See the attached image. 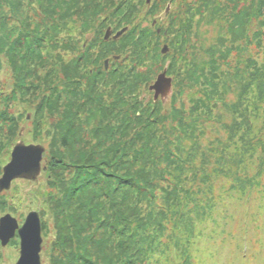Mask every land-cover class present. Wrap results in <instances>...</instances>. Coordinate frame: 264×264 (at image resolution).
Here are the masks:
<instances>
[{
  "label": "trees",
  "instance_id": "obj_1",
  "mask_svg": "<svg viewBox=\"0 0 264 264\" xmlns=\"http://www.w3.org/2000/svg\"><path fill=\"white\" fill-rule=\"evenodd\" d=\"M110 25L128 30L105 40ZM166 64L173 91L155 101ZM4 67L0 174L31 142L14 100L47 144L44 264H216L223 242H240L227 264H264L247 239L261 230L264 247V0H0Z\"/></svg>",
  "mask_w": 264,
  "mask_h": 264
},
{
  "label": "water",
  "instance_id": "obj_2",
  "mask_svg": "<svg viewBox=\"0 0 264 264\" xmlns=\"http://www.w3.org/2000/svg\"><path fill=\"white\" fill-rule=\"evenodd\" d=\"M125 31L126 28L122 29L113 38H118ZM111 33V28H108L105 38H109ZM167 52L168 46L165 45L162 53ZM107 64L108 60L105 61L106 67ZM149 88L155 92V100L160 96L164 98L169 94L172 88V78L167 76L166 69L158 75L154 84ZM44 151V147L39 144L27 145L23 141H18L11 153V161L3 168V175L0 178V191L9 190L12 181L17 178L36 180L41 173ZM16 231L20 236V257L13 264H41L40 253L43 238L39 213L37 211L29 212L21 227H19L17 219L11 214H6L0 218V240L2 246H6L10 242Z\"/></svg>",
  "mask_w": 264,
  "mask_h": 264
},
{
  "label": "rangeland",
  "instance_id": "obj_3",
  "mask_svg": "<svg viewBox=\"0 0 264 264\" xmlns=\"http://www.w3.org/2000/svg\"><path fill=\"white\" fill-rule=\"evenodd\" d=\"M160 17L163 19V12L160 13ZM142 25L146 26L147 22L146 21L143 22ZM118 30H116V31H118ZM201 34L203 35L202 37L204 39H206V42L208 44V42L210 43L213 36L215 35V30H211L210 28L205 27V29H203V28L201 29ZM162 38L163 37H161V40H162ZM153 42H154L153 44L156 45L157 37H153ZM164 44H166V43L165 42L162 43L161 47ZM67 55L68 54H65V56H67ZM159 72H161V71H159ZM11 75H12V72L7 67H4L2 70H0V92L2 90V91H4V94L5 93L10 94V90H11V86H12ZM156 76L157 75L154 76L153 81L155 80ZM29 96H30V93H29ZM169 97L165 98L164 102H168ZM21 100H22V102H18V100H14L13 106H11L12 108L10 109L14 115H19L21 113H24L23 117L26 116V118L29 115V119L27 118V120L20 122V132L21 131L23 132L21 137L25 135L26 138L29 141H31V142H29V144L30 143L40 144L45 148V151H46L47 144L45 142L44 143L32 142V136H31V134H32V122L31 121H32L33 113L31 110L27 109L26 106L28 103L23 102V101H26L27 99L25 97H22ZM19 140H22V139H18L17 141H19ZM26 143H28V142H26ZM12 148L9 150L8 156L5 154V157L6 156L8 157L7 158L8 161L10 160V154H11ZM7 160H6V162H8ZM43 160H44V158H43ZM43 180H44V177H43L42 173L40 174L39 178L35 181L25 180V179H19V180L17 179L13 182L12 188L9 191L1 192V194H3L5 196V198L8 199V202L10 203V204L8 202L6 203L5 209H6L7 205H11V204L13 205L14 204L16 212H12L10 210L4 211V212L0 211V218L2 216H4L5 214L10 213L13 216H15L20 222H22L21 220L25 218V216L27 215L28 212H30L32 210H37V211L39 210L40 211L41 210V203L39 201V198L37 196H35L34 193L37 191V189L43 183ZM253 208H254V206H253ZM221 211L225 212L223 209H221ZM240 215H241V212H240ZM260 223L262 225L264 224L263 222H260ZM42 233H43V228H42ZM53 233H54V231H51V233H49L48 237H44L42 235V238H43L42 252H41L42 264L45 263L44 252H45L46 248L48 247V241L50 243L52 240V234ZM260 234H261V230H259V234H256L255 236H251V235L247 236V239L250 242H252L253 248L255 250L262 251V254L264 255L263 244H260V242H258V240L262 239ZM239 240H237V242ZM220 243L221 242L219 241V244ZM235 243L236 242H233L229 246L227 243L223 242L226 250H221V249L215 250V263L216 264H221V263L227 264V262H231V260L233 258V253L236 254L235 253L236 246L240 242L237 245H235ZM236 255L239 256V254H236ZM18 256H19V246H17V244L13 243L12 245H7L6 247H2L0 244V264H8V263L15 262L17 260ZM250 257H251V255H250ZM249 261H250V264L255 262L252 258L250 260L248 259V264H249Z\"/></svg>",
  "mask_w": 264,
  "mask_h": 264
}]
</instances>
